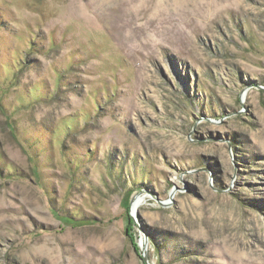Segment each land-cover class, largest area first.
<instances>
[{
    "label": "rangeland",
    "instance_id": "1",
    "mask_svg": "<svg viewBox=\"0 0 264 264\" xmlns=\"http://www.w3.org/2000/svg\"><path fill=\"white\" fill-rule=\"evenodd\" d=\"M145 238L264 264V0H0V264Z\"/></svg>",
    "mask_w": 264,
    "mask_h": 264
},
{
    "label": "water",
    "instance_id": "2",
    "mask_svg": "<svg viewBox=\"0 0 264 264\" xmlns=\"http://www.w3.org/2000/svg\"><path fill=\"white\" fill-rule=\"evenodd\" d=\"M134 200H135V198L131 201V210L135 211L137 209H134V207H133ZM148 245H149L148 239L145 238L144 243L141 244L142 260L145 264H152L150 262V258H149V254H148Z\"/></svg>",
    "mask_w": 264,
    "mask_h": 264
},
{
    "label": "bare ground",
    "instance_id": "3",
    "mask_svg": "<svg viewBox=\"0 0 264 264\" xmlns=\"http://www.w3.org/2000/svg\"><path fill=\"white\" fill-rule=\"evenodd\" d=\"M140 205L137 203V201L134 203V209H138V207H139Z\"/></svg>",
    "mask_w": 264,
    "mask_h": 264
}]
</instances>
